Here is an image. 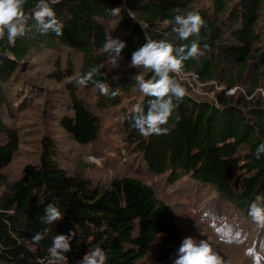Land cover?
I'll return each mask as SVG.
<instances>
[{"label":"trees","instance_id":"obj_1","mask_svg":"<svg viewBox=\"0 0 264 264\" xmlns=\"http://www.w3.org/2000/svg\"><path fill=\"white\" fill-rule=\"evenodd\" d=\"M35 3L26 0V13ZM120 6V16L110 15L109 9ZM52 7L63 35L33 28L14 44L0 40V264H47L53 237L71 232V250L57 264H80L96 247L105 251L106 264H174L183 235L152 183L132 174L94 180L62 162V153L97 143L106 130L104 113L117 116L129 165H138L168 193L188 192L199 205L220 209L207 216L227 229L228 243L234 249L251 244L264 257V248H257L264 246V226L249 215L257 195L264 196V154L255 157L264 143V0H59ZM190 12L199 13L205 25L198 36L180 40L175 17ZM109 35L127 44L115 68L102 51ZM146 39L166 40L177 50L184 45L185 51L198 43L204 54L184 61L181 71L195 74L211 93L197 94L185 77L173 74L187 94L162 125L167 134L147 137L132 126V110L143 105L146 111L152 99L139 90L137 78L156 77L128 66ZM100 65L101 75L93 80L117 95H102L92 81L79 84ZM30 72L36 76L27 77ZM61 91L66 103L56 100ZM25 108L53 127L41 129L34 149L22 152L13 168L23 151L14 116ZM48 203L64 211L51 225L39 219ZM45 229L47 236L35 243L32 237ZM243 260L253 264L247 253Z\"/></svg>","mask_w":264,"mask_h":264},{"label":"clouds","instance_id":"obj_2","mask_svg":"<svg viewBox=\"0 0 264 264\" xmlns=\"http://www.w3.org/2000/svg\"><path fill=\"white\" fill-rule=\"evenodd\" d=\"M26 0H0V40L5 37L9 44H14L18 37H23L31 32L33 28L41 35L55 33L57 36L63 35V23L57 18L52 5L59 3V0H36L34 7L26 13ZM110 15L120 16L122 6L108 10ZM130 11V10H129ZM34 20L35 23L29 24ZM175 31L180 40H188L189 37L198 36L201 28L205 25L204 19L199 13H188L186 16L177 15L175 17ZM127 44L119 38L109 35L103 45L102 51L108 53L110 64L113 68L118 67L123 50ZM184 45L178 50L173 43L166 40L146 39V42L131 54L129 67L144 68L154 73L156 79H145L143 76L137 78L139 90L147 97L152 99L148 102L147 110L143 105L133 108L135 115L132 118V126L138 132L147 137L152 134H167L168 129L162 127L167 124L174 108L183 100L187 90L176 79L173 74H179L184 66V61L190 58H197L203 55L198 43H192L185 51ZM207 45H205V49ZM179 51L183 55H176ZM93 67L89 72L82 76L79 84L87 85L92 81L102 95H117V91H111L109 85L101 80H93L94 76L101 75L100 68ZM174 100L176 103H174ZM264 154V143L257 146L255 157L260 159ZM259 202V203H258ZM64 215V211L53 204L48 203L40 222L51 225L59 222ZM207 215V213H205ZM249 215L253 221L264 226V196L257 195L256 200L249 206ZM48 234L45 229L43 233L37 232L32 237L35 243H39ZM76 235L71 232L68 235L58 234L53 237L49 248V259L47 264H57L58 261L66 259L64 253L71 250L69 239ZM248 255L253 258V264H260V253L255 248L248 250ZM80 264H106V253L96 247L90 253H86L80 260ZM174 264H223L221 257L213 250L207 240L197 241L189 236L182 240L179 246Z\"/></svg>","mask_w":264,"mask_h":264},{"label":"rangeland","instance_id":"obj_3","mask_svg":"<svg viewBox=\"0 0 264 264\" xmlns=\"http://www.w3.org/2000/svg\"><path fill=\"white\" fill-rule=\"evenodd\" d=\"M39 61L40 59L37 60V65ZM31 76L36 75H33V72L27 74V77L31 78ZM189 83L193 92L211 97V93L208 94L205 92L202 83L198 82L196 78L190 76ZM214 86L215 89L219 88L217 84H214ZM34 87L37 88V91H35L36 93L39 92V89H42V85ZM28 91L29 90L26 91L25 97L28 95ZM37 94V96L41 97L43 92L41 93L40 91ZM61 95L65 96V92L61 91L59 94L60 97L56 100L66 103L67 100ZM35 100H37V98L33 95L31 101L34 102ZM60 111L56 110L54 114L60 115ZM41 119L38 115L33 114L32 111L26 108L24 111L18 112L14 116L13 124L19 129L23 151H21V154L16 158L13 168L19 166L18 160L20 159L19 157H23L22 152L25 154L27 153L25 151H30L32 148L34 149V141L40 134L41 129H51L53 127L48 118ZM116 120L117 116L104 113L102 116V129L106 128V130L101 133L97 143L93 146L85 144L82 148H73L72 152L62 153V156H64L62 162L71 170L77 171L84 176L93 177L94 180H103L97 179L98 177L103 178L110 175L119 176L123 174H132L144 178L155 186L158 196L174 211L183 239L191 236L197 241L207 240L213 250L221 257L223 264H249L247 261H244L243 258L253 246L251 244H245L241 245L239 249H234L224 237V233L227 232V229L224 226L216 227L219 221L216 218H210L205 215V213H212L217 216L221 213L220 209L214 212L213 209L209 210L206 206L203 207L199 205L197 203V198L190 195L188 192H185L184 195L171 192L168 193L167 189L162 187L160 181L149 176L148 173L142 170L138 165H129L130 159L123 150ZM57 135L59 136L58 138L62 140L63 144V142L66 141V139L63 138V133L57 130ZM68 146L70 148L73 147L70 143ZM257 248L261 250L264 246L259 244ZM263 260L264 259H261L260 262H263ZM251 263H253L252 257Z\"/></svg>","mask_w":264,"mask_h":264},{"label":"built area","instance_id":"obj_4","mask_svg":"<svg viewBox=\"0 0 264 264\" xmlns=\"http://www.w3.org/2000/svg\"><path fill=\"white\" fill-rule=\"evenodd\" d=\"M179 77H185L187 80H188V82H189V76H188V73H185V72H183V71H181L179 74H177ZM190 75L193 77V78H196V75L195 74H192V73H190ZM196 80H197V78H196ZM198 81V80H197ZM199 82V81H198ZM190 84V83H189ZM233 90H234V88H231V89H227L226 90V92L227 93H231V92H233ZM261 91V93L263 94V96H264V90H260Z\"/></svg>","mask_w":264,"mask_h":264}]
</instances>
